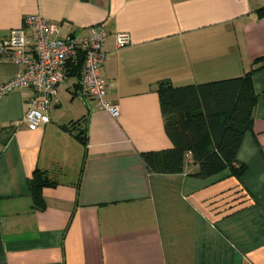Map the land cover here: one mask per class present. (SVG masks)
Listing matches in <instances>:
<instances>
[{"label": "crops", "instance_id": "0c3cea01", "mask_svg": "<svg viewBox=\"0 0 264 264\" xmlns=\"http://www.w3.org/2000/svg\"><path fill=\"white\" fill-rule=\"evenodd\" d=\"M264 0H0V38L38 14L61 37L109 34L102 73L118 114L84 96L68 75L49 121L24 120L27 89L0 97V264H264V67L236 158L239 177L150 172L141 153L171 146L157 86L243 76L264 56ZM115 33L130 44L118 48ZM17 68L0 58V83ZM81 117L84 123L75 124ZM80 127V128H79ZM79 135V136H78ZM35 169L57 182L33 210Z\"/></svg>", "mask_w": 264, "mask_h": 264}, {"label": "trees", "instance_id": "16d2710c", "mask_svg": "<svg viewBox=\"0 0 264 264\" xmlns=\"http://www.w3.org/2000/svg\"><path fill=\"white\" fill-rule=\"evenodd\" d=\"M258 14L264 15V7ZM259 63L262 65L251 67L243 76L196 85L173 86L161 80L156 91L171 146L142 152L147 169L157 174H175L190 167L189 173L199 178L229 170L239 177L244 165L236 155L244 134L252 129L257 101L251 75L264 67V56L254 61ZM71 66L72 73L79 74L82 59L78 57ZM85 120L81 117L71 126ZM55 185L57 182L46 171L34 170L27 182L33 210L45 208L42 191Z\"/></svg>", "mask_w": 264, "mask_h": 264}, {"label": "built area", "instance_id": "2783aa9c", "mask_svg": "<svg viewBox=\"0 0 264 264\" xmlns=\"http://www.w3.org/2000/svg\"><path fill=\"white\" fill-rule=\"evenodd\" d=\"M108 34L99 24L84 37H61L55 22L38 14L26 15L21 27L0 38V58L9 59L17 68L8 81L0 83V97L16 88L27 89L29 108L24 120L32 127L44 124L49 121L48 111L56 101L58 87L67 77L68 63L80 57L83 95L116 116L118 109L107 98L109 83L102 73ZM114 37L118 48L130 44L127 33H115Z\"/></svg>", "mask_w": 264, "mask_h": 264}]
</instances>
